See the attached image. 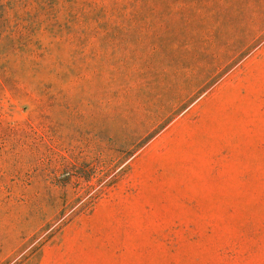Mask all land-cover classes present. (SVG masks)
Masks as SVG:
<instances>
[{"label":"rangeland","instance_id":"1","mask_svg":"<svg viewBox=\"0 0 264 264\" xmlns=\"http://www.w3.org/2000/svg\"><path fill=\"white\" fill-rule=\"evenodd\" d=\"M0 264H264V0L0 2Z\"/></svg>","mask_w":264,"mask_h":264},{"label":"trees","instance_id":"2","mask_svg":"<svg viewBox=\"0 0 264 264\" xmlns=\"http://www.w3.org/2000/svg\"><path fill=\"white\" fill-rule=\"evenodd\" d=\"M0 2L2 3V2H5V0H0Z\"/></svg>","mask_w":264,"mask_h":264}]
</instances>
